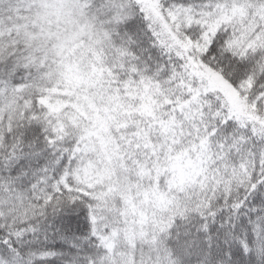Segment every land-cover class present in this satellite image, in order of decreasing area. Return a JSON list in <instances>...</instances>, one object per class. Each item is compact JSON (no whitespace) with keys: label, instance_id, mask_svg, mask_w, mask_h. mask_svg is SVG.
I'll list each match as a JSON object with an SVG mask.
<instances>
[{"label":"snow or ice","instance_id":"6c2138e0","mask_svg":"<svg viewBox=\"0 0 264 264\" xmlns=\"http://www.w3.org/2000/svg\"><path fill=\"white\" fill-rule=\"evenodd\" d=\"M0 264H264V0H0Z\"/></svg>","mask_w":264,"mask_h":264}]
</instances>
